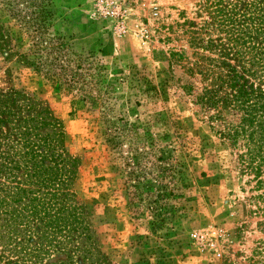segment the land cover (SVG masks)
<instances>
[{
    "label": "rangeland",
    "instance_id": "obj_1",
    "mask_svg": "<svg viewBox=\"0 0 264 264\" xmlns=\"http://www.w3.org/2000/svg\"><path fill=\"white\" fill-rule=\"evenodd\" d=\"M209 1L51 0L39 28L28 0H0L12 43L35 66L0 57V91H22L47 108L79 161L72 190L84 208L87 239L35 264H264L254 181L181 90H198L191 64L213 57L211 46L226 45ZM160 150L181 173L160 209L139 195L141 215L134 218L123 188L127 164L148 171ZM5 185L14 183L0 184V264L6 255L32 264L8 253L10 246L32 247L35 237L32 219L24 232L7 229L9 213L30 203L10 202Z\"/></svg>",
    "mask_w": 264,
    "mask_h": 264
},
{
    "label": "trees",
    "instance_id": "obj_2",
    "mask_svg": "<svg viewBox=\"0 0 264 264\" xmlns=\"http://www.w3.org/2000/svg\"><path fill=\"white\" fill-rule=\"evenodd\" d=\"M28 1V15L37 27L46 23L51 0ZM209 6L226 45L211 46L214 52L208 53L213 57L199 56L191 64L200 77L198 90L189 84L181 90L199 108L221 144L235 150L239 172L249 176L258 191L256 211L264 216V0H210ZM2 14L0 6V57L15 58L34 71V60L12 43L15 35L1 21ZM168 157V152L160 150L148 171L137 172L135 162L127 164L123 188L134 218L141 215L139 195L160 209V200L175 185L172 181L181 172L166 163ZM78 167V159L65 149L61 123L47 108L22 91H0V179L14 183L4 186V194L12 203L27 197L30 203L20 211L19 207L12 210L6 227L24 232L32 219L35 237L32 247L20 245L15 251L17 247L10 246L8 253H19L35 264L54 249L65 250L69 242L87 239L84 208L72 190ZM1 205L10 206L6 201ZM8 257L12 256L2 257L6 264H17Z\"/></svg>",
    "mask_w": 264,
    "mask_h": 264
}]
</instances>
